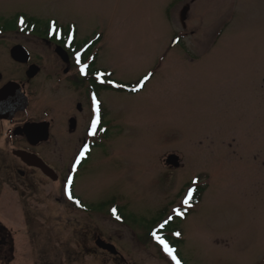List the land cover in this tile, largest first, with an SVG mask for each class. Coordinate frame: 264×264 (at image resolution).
<instances>
[{"label":"rangeland","instance_id":"374dc122","mask_svg":"<svg viewBox=\"0 0 264 264\" xmlns=\"http://www.w3.org/2000/svg\"><path fill=\"white\" fill-rule=\"evenodd\" d=\"M19 15L76 28L80 41L99 39L96 67L124 86L148 79L137 93L101 94L108 131L95 138L74 186L90 211L41 195L28 200V212L3 186L11 264H170L155 236L169 239L184 264H264V0H0V28ZM33 48L62 75L53 51ZM0 67L6 78L16 68L1 48ZM67 89L55 80L32 86L27 116H43L46 100ZM170 153L180 156L179 168L164 163ZM194 186L206 189L191 207ZM89 230L123 259L97 252L75 263L71 252L82 250Z\"/></svg>","mask_w":264,"mask_h":264},{"label":"flooded vegetation","instance_id":"af4514ba","mask_svg":"<svg viewBox=\"0 0 264 264\" xmlns=\"http://www.w3.org/2000/svg\"><path fill=\"white\" fill-rule=\"evenodd\" d=\"M9 35L14 38H10L11 42L7 43ZM0 41L7 43L4 46L0 44L1 51L8 54L16 67L10 71V78H6L0 67V88L7 82H17L29 101L26 111L16 113L11 120L0 119V128L7 127L2 142L6 152L0 158V196L5 185L25 199L22 207L28 212H31L27 208L28 200L41 195L55 204L69 206L73 210L81 207L82 210L90 211L86 202L81 201L83 199L74 191L77 173L97 143H100L95 138L108 131L102 92L120 89L125 91V87L115 84L112 87L109 71L96 67V39L89 37L80 41L76 28H0ZM33 44L43 50L48 48L53 51L61 65L62 75L45 67L43 62H47L46 55L43 51L34 49ZM16 45H21L28 51L30 58L27 62H18L11 57V49ZM59 47L62 48L64 56L57 51ZM85 65L87 67L81 72V67ZM32 66L36 67L35 76H30ZM52 80L68 88V93L57 101L46 100L43 116H27L32 105L30 88H43L46 81ZM44 122L48 123L46 140L38 141L37 135L23 130L26 124ZM15 151H24L36 158L26 161L16 155ZM37 158L43 161L44 168L34 164ZM30 224L28 221V228ZM10 228V210L0 209V264H11L15 259V236ZM27 236L30 240L35 238L31 229ZM99 239L111 243L103 239L100 233L95 235L94 230L85 231L83 240L79 243L82 250L71 252L75 263H78V257L94 256L97 252L109 254L114 259H123L120 252L115 255L97 245Z\"/></svg>","mask_w":264,"mask_h":264},{"label":"water","instance_id":"95a60500","mask_svg":"<svg viewBox=\"0 0 264 264\" xmlns=\"http://www.w3.org/2000/svg\"><path fill=\"white\" fill-rule=\"evenodd\" d=\"M190 11V4H186L181 12H180V20L184 27H186V20L188 17V13ZM177 41V38L174 39L173 43ZM59 54L63 55V50L61 47L57 49ZM66 55V54H65ZM64 56V55H63ZM11 57L18 61V62H27L29 60L28 51L21 45H16L11 49ZM68 61V58H65ZM31 74L30 76H35L37 73L36 67L32 66L30 68ZM38 70V69H37ZM2 81V73L0 72V82ZM29 105L28 97L22 91L21 86L14 81L7 82L3 87L0 88V119L11 120L14 118L16 113L24 112L27 110ZM24 131L29 133H34V135L38 136V141L48 139V123H34V124H26L23 128ZM37 141V142H38ZM16 155L21 156L24 160H30L36 156L29 154L24 151H15ZM36 165L41 166L44 168L43 161L41 159L34 160ZM180 156L176 153H170L164 159V162L167 166L172 168H178L180 166ZM97 245L101 248L110 251L112 254H118L116 247L111 244L107 243L101 239L97 241Z\"/></svg>","mask_w":264,"mask_h":264},{"label":"trees","instance_id":"16d2710c","mask_svg":"<svg viewBox=\"0 0 264 264\" xmlns=\"http://www.w3.org/2000/svg\"><path fill=\"white\" fill-rule=\"evenodd\" d=\"M21 21H23V23H21ZM10 27H13V28H17V27H23V28L46 27V28H50L51 25H50L49 21H42V22H40V21L34 20L33 18H26L24 15H19V16H17L14 19V21H12V24H11ZM205 189H206L205 186H197L196 189H195V192L192 195L191 200L189 201V204L192 205V206H195L196 204H198L200 202V200H201V197H202ZM167 210H168V208L167 207H164L160 211L159 216L155 218V221L162 220V218L165 216ZM117 211H119V210L117 209ZM188 212H190V210H188V209L184 210V213L185 214H188ZM164 240L170 245V247L175 248V251H177L175 245L172 244V243L170 244L168 242L169 239L167 240V239L164 238ZM164 253L167 256V258L169 259V262L171 264H173L172 260L168 257V253L167 252H164Z\"/></svg>","mask_w":264,"mask_h":264},{"label":"snow or ice","instance_id":"6c2138e0","mask_svg":"<svg viewBox=\"0 0 264 264\" xmlns=\"http://www.w3.org/2000/svg\"><path fill=\"white\" fill-rule=\"evenodd\" d=\"M21 23H23V21H21ZM85 67H87V66L85 65V66L81 67V69H80L81 72H84ZM147 79H148V77H145V80H147ZM185 202L187 203V201H185ZM113 211L115 212V210H113ZM117 218H119V217H117ZM161 227H163V225H161ZM153 235L155 236V233ZM155 238L163 246V248L168 253V255L171 256L173 260H176V264H180V261L177 260L175 255H173L174 250L169 247V245L165 242V240L161 236H155Z\"/></svg>","mask_w":264,"mask_h":264},{"label":"bare ground","instance_id":"6f19581e","mask_svg":"<svg viewBox=\"0 0 264 264\" xmlns=\"http://www.w3.org/2000/svg\"><path fill=\"white\" fill-rule=\"evenodd\" d=\"M144 88V87H143Z\"/></svg>","mask_w":264,"mask_h":264}]
</instances>
